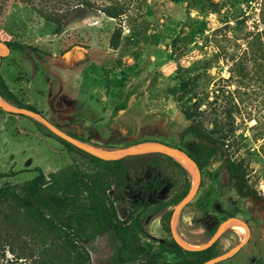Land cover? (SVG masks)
Listing matches in <instances>:
<instances>
[{
	"label": "rangeland",
	"instance_id": "rangeland-1",
	"mask_svg": "<svg viewBox=\"0 0 264 264\" xmlns=\"http://www.w3.org/2000/svg\"><path fill=\"white\" fill-rule=\"evenodd\" d=\"M87 1L94 9H78L76 0H0V41L12 45L1 61L0 76L16 98L63 131L107 149L135 142L189 144L194 148L191 134L180 137L189 124L182 111H204L203 124L209 127L211 109H216L219 102L225 103L222 96H239V114H235L238 126L228 155L247 163L251 183L264 196V155L260 154L264 132H255L257 119L260 127L264 126V80L251 81L235 94V86L226 81L230 61L222 55V49L226 55L236 49L225 40L231 30L212 34L226 20L232 25L238 13L248 14L246 24L250 27L257 22L258 5L214 0L225 6L213 12L206 2L146 0L138 14L131 11L133 18L128 24L125 19L120 22L98 10L111 0ZM130 1V5L134 3ZM232 2H236L237 11L228 9ZM40 11L62 15L60 25L46 21ZM118 28L120 38L113 49L110 40ZM174 38H182L185 56H173ZM238 44L242 49L243 41L238 40ZM219 51L224 57L207 69L194 91L184 93L178 89V67L210 59ZM221 87L223 93L217 91ZM127 91L131 95L126 108L114 113ZM215 94L219 95L216 105L211 104ZM81 160L78 153H68L55 138L42 135L30 119L0 109V187L35 175L20 172L6 177L9 172L36 167L46 176L66 170L71 180L72 173L80 171L76 163ZM192 177L190 173L191 182ZM198 197H202L203 209L187 206L175 223L188 244L206 242L211 228L229 216L246 218L253 212L252 203L232 188L222 160L201 169V183L193 201ZM115 205L119 218L127 217L126 224L145 248L160 251L167 258L174 256L167 246L171 235L161 225L164 211L128 214L126 207ZM242 236L232 227L227 229L219 239L220 252L238 244ZM90 249L93 264H105L106 236L94 239ZM217 264H264V216L251 217L248 245Z\"/></svg>",
	"mask_w": 264,
	"mask_h": 264
},
{
	"label": "trees",
	"instance_id": "trees-1",
	"mask_svg": "<svg viewBox=\"0 0 264 264\" xmlns=\"http://www.w3.org/2000/svg\"><path fill=\"white\" fill-rule=\"evenodd\" d=\"M76 1V8L80 10L94 9L87 0ZM132 1L134 3L130 5V0L129 2L111 0L98 10L108 18L120 22L125 19L130 24L133 18L131 11L138 14L146 3V0ZM169 1L200 5L206 2L213 12H220L225 6L223 2L217 3L214 0ZM240 1L246 5L251 2L258 5L257 22L248 27L246 24L248 14L238 13L234 14L232 25L226 20L222 26L212 30V34L231 30V36L225 37V40L228 43L232 42L236 49L232 48L227 55L226 50L222 49V55L230 61L226 81L229 85L235 86V94L251 81L264 80V0ZM236 5V2H232L228 9L233 8V12L237 11ZM233 12L231 11L230 15H233ZM39 13L46 21L57 25L62 21V15L42 11ZM120 32L118 28L111 36L110 45L113 49L117 48ZM181 39L172 40L171 48L175 49L172 48L175 58L186 55V50L181 48L185 46ZM238 40L243 41L242 49ZM5 44L8 47L12 46L9 42ZM224 56H221L219 51L210 59L192 61L186 68L178 67V89L184 93L194 91L207 69ZM217 91L223 93V87ZM130 95V91L125 92L122 101L114 107V113L126 108ZM218 96L215 94L211 104L216 105ZM0 97L14 107L26 108L44 116L33 106L16 98L1 76ZM222 97L225 103L219 102L216 109L213 111L211 109L209 127L203 124L204 111L194 113L187 109L182 111L189 124L181 132L180 137L191 134L194 148L189 144L167 145L185 151L200 170L222 160L235 193L244 200H251L253 208L264 209V196L251 183L247 163L231 159L228 155V147L232 146L231 137L238 126L235 114H239L241 98L231 94ZM21 117L33 121L42 135H49L58 140L68 153H78L82 160L76 165L81 169L77 170L78 173H72L71 180L68 179L66 170L52 172L46 176L39 167L11 171L5 175L13 177L20 172L35 173L28 180L0 187V264H93L90 243L102 236H106L105 264H203L221 253L219 241L205 250L191 252L182 250L170 239L167 246L170 249L169 253L174 256L167 258L160 251L145 248L135 232L126 224L127 217L121 220L117 214L118 207L115 204L126 207L128 214L164 211L161 225L169 233L171 209L191 188L190 173L174 158L154 153L118 160H101L53 135L41 123L26 116ZM255 125V132H264V126L260 127L259 119ZM64 132L82 142H88L75 133ZM260 139L264 141V135ZM90 144L97 147L94 143ZM260 154L264 155V144L260 148ZM161 187L168 188V192L164 195L159 194ZM190 205L201 211L202 197L196 198L188 204ZM216 227L211 228L210 236Z\"/></svg>",
	"mask_w": 264,
	"mask_h": 264
},
{
	"label": "water",
	"instance_id": "water-1",
	"mask_svg": "<svg viewBox=\"0 0 264 264\" xmlns=\"http://www.w3.org/2000/svg\"><path fill=\"white\" fill-rule=\"evenodd\" d=\"M8 52H9V47L5 44V42L0 41V59L5 57L8 54ZM0 109L10 114L29 117L41 123L53 135L66 141L67 143L71 144L77 149L91 156L99 158L101 160H106V161L118 160L129 156L146 155V154H154V153L163 154L172 157L175 160H176L175 157L177 156L184 158L193 171V177L189 192L173 207L171 211V215L169 219V230L172 240L185 251H191V252L202 251L209 248L213 243L219 240L221 236L225 233V231L228 228H230V226L235 220H239L243 224L245 229L243 238L239 241V243L229 248L228 250L222 252L221 254L207 260L203 264H217L221 261H224L229 257L233 256L240 248L245 246L246 243L248 242L249 229L246 225V222L239 216H229L225 220L220 222L213 235L206 242L202 244L199 245L188 244L185 241H183L182 238L179 236L175 228L176 220L179 214L181 213L182 209L194 199L198 191L199 185L201 183L200 169L197 166L196 162L185 151L162 143H152L150 145H136V146H125V147L102 149L93 146L91 144H88L86 142H82L70 136L69 134L61 130L59 127H57L55 124L47 120L40 113L26 108L14 107L9 103H7L6 101H4L1 97H0Z\"/></svg>",
	"mask_w": 264,
	"mask_h": 264
},
{
	"label": "flooded vegetation",
	"instance_id": "flooded-vegetation-1",
	"mask_svg": "<svg viewBox=\"0 0 264 264\" xmlns=\"http://www.w3.org/2000/svg\"><path fill=\"white\" fill-rule=\"evenodd\" d=\"M4 58V57H3ZM198 166V165H197ZM200 173H201V170H200ZM192 183V182H191ZM168 188H166V187H161L160 189H159V191H158V193L159 194H162V195H164V194H166L167 192H168ZM189 192V191H188ZM193 201V200H192ZM191 201V202H192ZM245 201H250L251 203H252V201L251 200H245ZM189 204V203H188ZM188 204H187V206H188ZM253 205V204H252ZM187 206H185V207H187ZM184 207V208H185ZM183 208V209H184ZM173 209V208H172ZM172 209H171V211H172ZM182 209V210H183ZM155 212H157V211H155ZM155 212H153V213H155ZM182 212V211H181ZM170 215H171V213H170ZM180 215V214H179ZM262 216H264V209H260V208H258V209H255V208H253V212H251V214H249V216L248 217H246V218H243V217H241V216H239L240 218H242L245 222H246V225H247V227H248V229H249V239H248V242L246 243V245L245 246H243L242 248H240L237 252H239V251H241L242 249H244L247 245H248V243H249V240H250V230H251V217L252 218H257V217H262ZM179 217V216H178ZM169 219H170V217H169ZM178 219V218H177ZM177 221V220H176ZM176 225V224H175ZM219 225V224H218ZM217 225V226H218ZM231 227V226H230ZM176 228V227H175ZM217 228V227H216ZM229 229V228H228ZM176 230H177V228H176ZM216 230V229H215ZM215 232V231H214ZM213 232V233H214ZM244 232H245V230H244ZM244 232H243V235H244ZM169 233H170V230H169ZM179 234V233H178ZM171 235V234H170ZM213 235V234H212ZM211 235V236H212ZM145 236H147V235H145ZM180 236V235H179ZM210 235H209V238L211 237ZM223 236V235H222ZM221 236V237H222ZM148 237V236H147ZM181 237V236H180ZM242 238H243V236H242ZM241 238V239H242ZM152 238H150V240H151ZM171 239H172V237H171ZM158 241V240H157ZM217 241H219V240H217ZM159 242V241H158ZM191 245H193V244H191ZM183 250V249H182ZM236 252V253H237ZM222 253V252H221ZM220 253V254H221ZM235 253V254H236ZM234 254V255H235ZM219 255V254H218ZM232 257V256H231ZM230 258V257H229ZM228 258V259H229ZM227 260V259H226Z\"/></svg>",
	"mask_w": 264,
	"mask_h": 264
},
{
	"label": "bare ground",
	"instance_id": "bare-ground-1",
	"mask_svg": "<svg viewBox=\"0 0 264 264\" xmlns=\"http://www.w3.org/2000/svg\"><path fill=\"white\" fill-rule=\"evenodd\" d=\"M175 158L183 167H185L188 170V172L193 174L191 167L189 166V164L187 163V161L184 158H182L180 156H177ZM231 227L240 234H242L245 230L243 224L239 220H235L232 223Z\"/></svg>",
	"mask_w": 264,
	"mask_h": 264
}]
</instances>
